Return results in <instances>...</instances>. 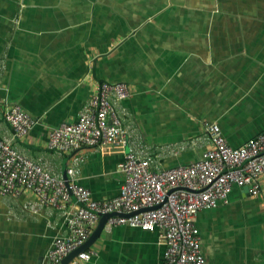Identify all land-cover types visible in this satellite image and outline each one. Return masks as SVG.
Returning a JSON list of instances; mask_svg holds the SVG:
<instances>
[{
	"label": "crops",
	"instance_id": "0c3cea01",
	"mask_svg": "<svg viewBox=\"0 0 264 264\" xmlns=\"http://www.w3.org/2000/svg\"><path fill=\"white\" fill-rule=\"evenodd\" d=\"M125 82L117 104L134 149L153 170L188 165L210 147L204 123L227 145L264 133V0H0V138L27 158L76 181L93 199L118 195L124 155L81 148L57 156L50 131L75 122L102 82ZM20 106L36 124L17 139L4 109ZM27 192L0 195V264H47L65 213ZM205 264H264L261 196L234 186L226 204L194 219ZM158 230L104 228L79 264H164Z\"/></svg>",
	"mask_w": 264,
	"mask_h": 264
},
{
	"label": "built area",
	"instance_id": "2783aa9c",
	"mask_svg": "<svg viewBox=\"0 0 264 264\" xmlns=\"http://www.w3.org/2000/svg\"><path fill=\"white\" fill-rule=\"evenodd\" d=\"M131 96L122 81L102 82L83 106L75 122L61 123L48 135L47 147L55 155L81 148H99L124 155L118 165L122 182L117 196L95 200L76 181L79 157L66 169L67 178L50 172L0 138V195L27 192L35 202L65 213L66 233L56 237L46 254L47 264H59L89 238L101 215L110 216L104 228L117 226L158 230L164 245V264H205L194 219L198 211L228 202L231 189L244 187L253 198L261 196L264 176V133L240 147L227 145L216 123H204L210 147L202 159L166 170H153L150 156L134 149L131 130L122 124L117 104ZM4 120L17 139L26 137L36 121L20 106L4 109ZM90 248L68 264L87 262Z\"/></svg>",
	"mask_w": 264,
	"mask_h": 264
},
{
	"label": "water",
	"instance_id": "95a60500",
	"mask_svg": "<svg viewBox=\"0 0 264 264\" xmlns=\"http://www.w3.org/2000/svg\"><path fill=\"white\" fill-rule=\"evenodd\" d=\"M114 215H117V213L101 215L99 218V221L97 222V225L93 229L88 240L81 247L75 249L70 254H68L66 257H64L59 264H68L77 254H79L80 252L92 246V244L96 241V239L99 237V235L103 231L106 220L110 216H114Z\"/></svg>",
	"mask_w": 264,
	"mask_h": 264
}]
</instances>
